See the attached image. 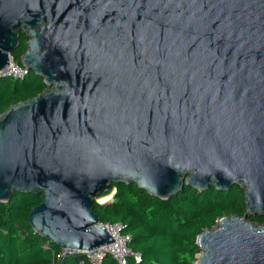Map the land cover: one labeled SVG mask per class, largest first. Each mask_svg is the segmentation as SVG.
<instances>
[{
  "label": "water",
  "instance_id": "95a60500",
  "mask_svg": "<svg viewBox=\"0 0 264 264\" xmlns=\"http://www.w3.org/2000/svg\"><path fill=\"white\" fill-rule=\"evenodd\" d=\"M38 95L0 114V202L62 249L115 242L94 202L136 184L244 190L246 214L197 236L195 264H264V0H0V70Z\"/></svg>",
  "mask_w": 264,
  "mask_h": 264
},
{
  "label": "trees",
  "instance_id": "16d2710c",
  "mask_svg": "<svg viewBox=\"0 0 264 264\" xmlns=\"http://www.w3.org/2000/svg\"><path fill=\"white\" fill-rule=\"evenodd\" d=\"M28 37L21 32L15 62L24 67L21 56ZM46 87L44 78L30 71L25 77H0V114L11 105L38 95ZM112 201L94 202L103 224H120L130 235L134 252L130 264H195L200 253L197 236L213 228L223 215L246 214L244 190L234 184L229 190L210 186L199 190L188 185L170 198H159L136 184H116ZM43 200V194L18 193L0 202V264H90L86 254L65 252L34 231L29 214ZM264 223V216L251 217ZM103 264H118L110 254Z\"/></svg>",
  "mask_w": 264,
  "mask_h": 264
},
{
  "label": "built area",
  "instance_id": "2783aa9c",
  "mask_svg": "<svg viewBox=\"0 0 264 264\" xmlns=\"http://www.w3.org/2000/svg\"><path fill=\"white\" fill-rule=\"evenodd\" d=\"M14 63H13V62ZM10 64L12 65V70H0V77L6 75H15L16 77H25L26 74L29 73L28 69L24 67H20L11 56ZM11 72V73H8ZM109 231L112 233L115 242L112 244L87 251L86 257L90 264H103V259L106 255L110 254L116 260L118 264H130L129 257L134 253L130 246L128 245L130 240V235H124L121 233V225L120 224H105ZM65 252H76L74 250L63 249ZM81 264H85L84 261Z\"/></svg>",
  "mask_w": 264,
  "mask_h": 264
},
{
  "label": "bare ground",
  "instance_id": "6f19581e",
  "mask_svg": "<svg viewBox=\"0 0 264 264\" xmlns=\"http://www.w3.org/2000/svg\"><path fill=\"white\" fill-rule=\"evenodd\" d=\"M7 70H12V66L9 68V69H7ZM111 199V196H109V197H106V198H104V199H102V200H100L101 202H107V201H109Z\"/></svg>",
  "mask_w": 264,
  "mask_h": 264
},
{
  "label": "rangeland",
  "instance_id": "374dc122",
  "mask_svg": "<svg viewBox=\"0 0 264 264\" xmlns=\"http://www.w3.org/2000/svg\"><path fill=\"white\" fill-rule=\"evenodd\" d=\"M12 62H13V61H12ZM13 63H14V62H13ZM8 73H11V72L8 71ZM112 199H113V198H112ZM112 199H110L109 202L112 201Z\"/></svg>",
  "mask_w": 264,
  "mask_h": 264
}]
</instances>
